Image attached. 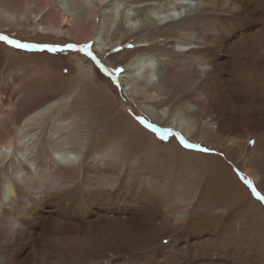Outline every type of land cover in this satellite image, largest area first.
Listing matches in <instances>:
<instances>
[{
    "label": "bare ground",
    "instance_id": "bare-ground-1",
    "mask_svg": "<svg viewBox=\"0 0 264 264\" xmlns=\"http://www.w3.org/2000/svg\"><path fill=\"white\" fill-rule=\"evenodd\" d=\"M111 1H89L75 17L56 9L59 0H0V24L27 29L22 19H30L35 22L32 32L43 39L89 38L102 58L127 41L139 44L138 50L126 51L131 56L120 75L126 96L139 99L152 122L188 141L196 132L201 139L216 137L228 159L258 181L257 168L264 169L259 137L264 134L259 112L264 108L259 104L264 103V0H123L117 26L97 29L99 15L111 8ZM177 8L193 14L178 19ZM127 9L132 10L128 22L137 25L134 30L123 21ZM84 77L112 96L109 82L92 67ZM63 101L50 100L29 113L24 107L12 112L0 108V193H5L0 199V264H236L227 258L214 263L204 250L161 248L162 240L179 233L189 236L183 231L191 201L198 196L181 194L164 176L181 168L174 167L180 156L189 170L206 157L196 159L182 150L181 155L165 153L150 135L145 133L147 142H141L127 126L120 138L106 136L101 122L88 127V133H67L63 123H47L49 111ZM182 101L188 105L180 114L175 107ZM120 110L127 111L126 105L121 103ZM35 131L44 133V143L34 141ZM50 133L59 135L52 140ZM89 134L97 136L91 141ZM251 136L253 153L239 165ZM16 152L22 159L14 163ZM205 166L208 184L214 179L225 193L228 171L222 165L211 169L210 162ZM139 168L145 169L132 173ZM146 184L150 193L160 195L151 199L163 200L161 210L153 200L143 202L130 192Z\"/></svg>",
    "mask_w": 264,
    "mask_h": 264
},
{
    "label": "rangeland",
    "instance_id": "rangeland-1",
    "mask_svg": "<svg viewBox=\"0 0 264 264\" xmlns=\"http://www.w3.org/2000/svg\"><path fill=\"white\" fill-rule=\"evenodd\" d=\"M89 1L95 2L97 0H59L57 3V6H59L58 8L56 7V9L61 13H65V11H67L65 14L70 12L69 14L79 17L82 13H84V9H86ZM71 2L74 5H72ZM110 4L111 8L101 11L97 20V29H102L108 26L109 29L113 30L119 23L121 11L126 4L123 0H112ZM80 8L82 9L80 10ZM180 10L182 16L186 13L193 14V12H188L183 9ZM126 11L129 12L123 16V21L128 29L134 30L137 25L132 26L128 22V18H130L132 10L127 9ZM175 12L176 14L178 13L177 11ZM180 16L178 19L182 18ZM22 21V24H26L25 26L27 29H20L18 27H3L1 26L3 24H0V34L7 35L11 39L19 40L21 43L48 44L58 47L74 44L78 48L83 47L85 44H90V50L100 61V64L110 70L123 68V65L129 61V57L131 55L126 52L127 50L139 49V44L131 40L127 41V43L123 44V46H118L115 51L114 49L111 50L104 58H102V56L94 50L92 41H90L89 38L86 41L83 39V41L81 39L79 41H73L63 38L43 39L40 34L32 32L30 26H35L34 21L30 19H26L25 21L22 19ZM43 22L46 23L45 20H43ZM197 26L198 25L195 24L192 25L194 29ZM176 33L179 34L180 32L176 31ZM129 45H132V47H129ZM88 67H92V69H94L95 72L101 76V78L109 82L112 96L108 95L107 92L105 93L106 90H97L87 83L88 79L84 77V74L86 73V69ZM65 69H67V72H65ZM81 69H83V71ZM79 71L81 73H79ZM120 75L121 73L117 74V79L113 80L111 74L105 73L90 57H88L84 52L78 50L67 48H65L63 52L25 50L12 47L3 41H0L1 109L3 108L6 111L12 112L18 107L21 109L24 107L25 111L29 113L33 109L44 105L50 100L63 98L66 103L63 101L62 104H57L55 106L57 108L56 110L54 107V109L49 111V113H51V117L47 119V123H51L53 125L59 124L60 126L62 125L61 123H63L65 126L62 127H65V130L69 131L67 133L76 134L78 131L79 133H85L88 131V127L101 122L106 136L111 135L113 137L118 136L120 138L121 131H124L127 126V128H129L128 132L138 136L141 142H147V136L145 137V133L150 135L154 138L153 140L156 141L159 147H162V149L164 148L163 151L165 153L181 155L180 151L182 150L197 157H193V160L195 158L198 159V157L202 155L207 158L204 160L205 164H203L204 161H201L200 159L197 161L195 160L196 163H198L197 167L189 170L188 168L190 167H187L185 165V161H183L185 159L180 156V159L177 160V166L174 165V167L181 168L178 169V171L174 169L172 173H168L164 176L169 180L172 187L176 186L178 188V191L181 194H185L188 198H192L195 195L198 196L191 201L192 212H190L189 220L186 223L185 230L183 231L189 236L181 237V233H179L178 237L172 236L167 240H162L163 243L161 244V248L165 249L167 247L174 246L175 249H187L188 252L204 250L202 252L206 253L209 258H213L214 263L218 259L227 258L228 260H236V264H264V225H259L258 222V220H262L264 222V203L253 195L251 189L241 179V177H246L251 180L256 190L261 194V196H264V169L257 168V174L259 176L258 181H255L252 179L253 177L249 176L250 174H244L243 171L238 169L235 163L228 159L227 154L217 145L216 137L201 139L199 132L195 133L196 136L194 140L187 141L190 144H196L201 148L209 149L208 152H202L194 148H185L174 135H168L166 139H161L156 133L144 127L136 119V117L142 116L163 129L171 128H165L164 125L154 123L144 115L141 111L142 104L140 100L137 99L135 102L126 96L125 91L127 90V87L120 81ZM34 97H37L36 100ZM26 99H29L27 103L24 102ZM121 103L126 105L127 111L120 110ZM185 103V101H182L180 104L176 105L175 108H177L178 113L182 114L184 110H186V106L188 104ZM259 104L264 106V103L262 102H259ZM163 108L165 107H161L160 109ZM2 111H0V117L2 115ZM259 112L261 114V118L263 119L264 108ZM160 113L164 115L166 112L160 111ZM203 122H205V120ZM35 132H33L35 133L34 141L36 142V140L41 139L42 142L40 141L39 143H44V133L41 134L40 131ZM52 133L49 134V137L50 139L52 138V140H55L59 134ZM263 133L261 132L259 135ZM89 136L92 141L97 134H89ZM259 137H262V141H264V134ZM250 141H254L252 136ZM249 146L250 143L247 144V148L244 147L246 151L244 155L242 154L243 158L239 161V165L240 163L242 164L244 161L248 160L252 155L251 153H253V149ZM260 146H264V143H260ZM168 150L173 152H168ZM163 151L161 154H158L159 159H162L161 157L163 155ZM137 158L138 157L136 156L135 160ZM13 159L14 163H17L18 160L22 159V153L16 152ZM207 162L211 163V169H219L222 165L221 168L226 172L228 171L227 176L229 177L226 179V183L224 184L225 193L219 189L221 186L216 183L214 184V179H212L211 182L209 181L210 185L208 184L206 180L207 175L205 177L206 173L204 172ZM143 169L145 168H139L131 172L136 174L137 171H141ZM158 170L159 169L157 168V171ZM148 171L153 173L152 171H156V169ZM176 175H178L177 180L172 177ZM170 178L173 179V181H170ZM0 180L4 181V178L2 177ZM143 187L138 192L136 191V187H131L130 192L143 202L153 200L154 208L156 210H161L163 200L158 199L159 201H157L155 199H151V197L160 198V195L157 192L153 194L150 193V190L148 189L149 186L147 184L144 188ZM237 188L240 189L235 190ZM203 194H205L206 197H202ZM4 197L5 193L2 190L0 193V199H4ZM209 198H211V200H209ZM253 206L255 209H253ZM216 210H220V212H217ZM220 216L228 218L229 220H224ZM170 239L173 240L170 241ZM165 241H167V243H165ZM127 264H131V262L129 261Z\"/></svg>",
    "mask_w": 264,
    "mask_h": 264
},
{
    "label": "snow or ice",
    "instance_id": "snow-or-ice-1",
    "mask_svg": "<svg viewBox=\"0 0 264 264\" xmlns=\"http://www.w3.org/2000/svg\"><path fill=\"white\" fill-rule=\"evenodd\" d=\"M0 41H3L4 43L11 45L12 47L18 48V49H25V50H40V51H50V52H63L65 48L67 49H74L81 52H84L88 57H90L105 73L111 74L113 80L117 79V74L123 73L125 70L123 68H115V69H108L105 68L104 65L100 64V61L96 58V56L91 52L90 44H85L83 47H77L74 44H68L64 47H58L48 44H30V43H21L19 40L11 39L7 35L0 34ZM129 47H132V45H129ZM115 51V49H114ZM65 72H67V69H65ZM136 119L146 128L150 129L154 133H156L161 139H166L168 135H174L179 138L180 143L185 148H194L198 149L202 152H208L209 149L207 148H201L199 145L196 144H190L180 133L173 132L172 129H163L158 127L157 125L151 123L146 118L142 116H137ZM250 144L254 143V141H249ZM72 160H75V157L71 158ZM243 182L251 189L253 195L260 200L262 203H264V196H261V194L256 190V188L253 186V183L251 180L247 179L246 177H241ZM167 243V241H165Z\"/></svg>",
    "mask_w": 264,
    "mask_h": 264
},
{
    "label": "trees",
    "instance_id": "trees-1",
    "mask_svg": "<svg viewBox=\"0 0 264 264\" xmlns=\"http://www.w3.org/2000/svg\"><path fill=\"white\" fill-rule=\"evenodd\" d=\"M174 132V131H173ZM178 141H179V138L177 137Z\"/></svg>",
    "mask_w": 264,
    "mask_h": 264
},
{
    "label": "water",
    "instance_id": "water-1",
    "mask_svg": "<svg viewBox=\"0 0 264 264\" xmlns=\"http://www.w3.org/2000/svg\"><path fill=\"white\" fill-rule=\"evenodd\" d=\"M175 132V131H174ZM176 133H178V132H176Z\"/></svg>",
    "mask_w": 264,
    "mask_h": 264
}]
</instances>
